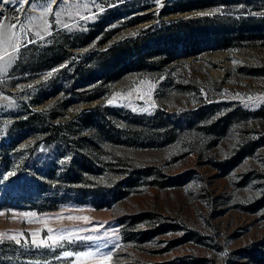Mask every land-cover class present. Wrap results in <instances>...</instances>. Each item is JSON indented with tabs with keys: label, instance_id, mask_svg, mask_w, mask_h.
Here are the masks:
<instances>
[{
	"label": "rangeland",
	"instance_id": "1",
	"mask_svg": "<svg viewBox=\"0 0 264 264\" xmlns=\"http://www.w3.org/2000/svg\"><path fill=\"white\" fill-rule=\"evenodd\" d=\"M33 3L0 4V264H264V0H68L43 39Z\"/></svg>",
	"mask_w": 264,
	"mask_h": 264
},
{
	"label": "snow or ice",
	"instance_id": "2",
	"mask_svg": "<svg viewBox=\"0 0 264 264\" xmlns=\"http://www.w3.org/2000/svg\"><path fill=\"white\" fill-rule=\"evenodd\" d=\"M10 2H17V0H0V4H8ZM19 4L21 5V7H23L25 4L29 3V0H18ZM68 0H34L33 3V7L35 8L36 6H39V8L41 9V14L39 19L41 21H43V23L41 25H38V27L40 28V31H37L35 33V35L37 37H39L40 39H43L44 37L41 35V32L45 33V34H50L49 32V28L50 25L48 24V21L45 19V16L47 15H56L59 16L61 15V13L56 12L53 8V5H57L59 6V4L63 3V4H67ZM79 14V13H77ZM84 18V17H82ZM18 19V18H17ZM29 22H31L33 20L32 17H28ZM57 23H60L61 21L57 20ZM5 26L3 25V23H0V30H2ZM17 27V25L15 23L11 24L9 26V36L8 39L11 40L13 36H16V33L11 32V29H15ZM64 27H68L67 24L64 25ZM27 31H31V29H27ZM3 37H4V32L0 31V42H3ZM26 43H35L34 40H28L25 42ZM21 47V44L19 43H13L12 44V48H13V52H18L19 49ZM5 55H9L11 56L10 53L7 52V50L5 49ZM3 59V56H0V60ZM0 71H5V69L3 67H0ZM49 75H51V73H49ZM8 175H15L14 172L9 173ZM0 215H3V213H0ZM21 215L24 216H28V215H35L33 214H29V213H22ZM69 219H71V217H69ZM87 219V218H84ZM53 230L51 228L48 229V232L51 233ZM2 235V234H0ZM11 239L16 240V243L19 244V240L16 239V237H11ZM68 239L67 237L61 235V236H52L49 235L47 236L45 239L40 240V241H36L35 239L33 240L34 244H37L38 246H44V247H49L52 248L53 245L63 248L64 245L63 243H61V241H64ZM77 240H92L93 238L91 236L88 237H76ZM99 239V238H97ZM48 241H51V245L48 244ZM74 241H69V243H73ZM103 247H107V244H104ZM54 250V249H53ZM99 252V246L97 247L96 251L93 252L91 250L89 251H80V252H68L65 251L64 252V256L65 257H75L76 259L74 261H72V264H87L88 261L93 260L96 258L97 253ZM101 264H105V262L111 258V253L109 252L108 254L104 255L101 254ZM59 258V257H57Z\"/></svg>",
	"mask_w": 264,
	"mask_h": 264
}]
</instances>
